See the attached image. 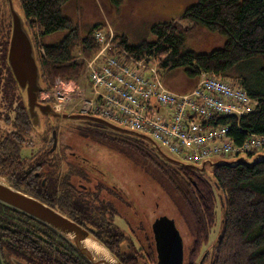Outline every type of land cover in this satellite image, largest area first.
I'll return each instance as SVG.
<instances>
[{
    "label": "trees",
    "instance_id": "16d2710c",
    "mask_svg": "<svg viewBox=\"0 0 264 264\" xmlns=\"http://www.w3.org/2000/svg\"><path fill=\"white\" fill-rule=\"evenodd\" d=\"M66 1L68 0H18L36 48L41 78L46 89L53 87L56 79H79L84 68V58L92 57L100 47L93 32L96 29L103 30L104 24L96 22L82 31L78 23L63 12ZM105 1L108 5L117 7L124 0ZM186 23L190 26H186ZM192 27H203L221 36L222 43L207 51L185 48V36ZM58 31L65 33L57 43L45 41L48 35ZM150 32L152 38L138 43H131L126 35L114 32L117 46L108 52L117 53L123 49L135 58L153 56L158 61L160 75L165 81L171 71L182 68L184 76L192 83L202 71H208L245 89L257 100L254 109L238 119L221 115L213 117L210 122L231 123L229 133L237 143L247 133L264 135V0H197L186 7L178 18L153 23ZM253 61L258 62L254 77L240 71L238 74L232 73ZM13 82L19 91L14 79ZM167 84L174 88L168 82ZM24 109L25 105H20V122H26L27 119ZM73 121L77 124L69 126L68 131L62 130L61 139L76 142L79 154L86 161L84 164L78 158L79 169L84 170L89 166L100 173L98 169L104 167L87 158L91 144L98 145L101 152L105 151L116 158V161L106 165L109 166L106 177L102 172V178L98 174L91 178L93 202L103 203L100 210L107 206H111L107 208L108 211L116 210L121 196L127 214L138 218L142 224H152L161 217L178 222L186 221L193 228L197 245H200L208 239L219 208L220 225L207 264H264V158L253 163L218 162L206 173L167 160L150 142L136 134L120 131L91 119H70L68 123ZM82 124L90 134L88 131L84 133L83 127H80ZM91 131L102 133L92 135ZM94 139L101 142H94ZM113 139L122 140L125 148V174L120 185L110 173L113 165L118 163L117 155L113 153H117L118 148H112ZM259 152L264 153V149L249 152L246 156L252 157ZM92 160L95 161L93 158ZM69 170L67 167L66 171ZM104 170L107 171L106 168ZM67 179L63 176L60 193L52 180L23 192L35 198L42 197L39 200L71 218L67 210L74 204ZM80 179L86 183L84 177ZM91 180L87 182L89 185ZM0 206L4 207L3 215L0 214V224L9 226L16 218L26 217L40 228L44 227L45 239L56 240L65 248L64 258L54 254L48 264H61L60 259L91 264L50 227L11 207L3 204Z\"/></svg>",
    "mask_w": 264,
    "mask_h": 264
},
{
    "label": "flooded vegetation",
    "instance_id": "af4514ba",
    "mask_svg": "<svg viewBox=\"0 0 264 264\" xmlns=\"http://www.w3.org/2000/svg\"><path fill=\"white\" fill-rule=\"evenodd\" d=\"M10 28L8 0H0V178L21 191L32 190V187L43 186L46 181L52 180L59 193L62 189L63 176L64 179L68 178L74 204L67 210L71 219L103 241L122 264H207L211 246L217 235L216 231L211 237L213 228L209 232L208 239L197 245L198 240H195L193 228L186 221L178 222L161 217L152 224H142L138 218L135 219L127 214L121 196L119 198L121 202L114 211L107 210L111 206L100 210L103 203L93 202L91 178L95 176L94 174L100 175L99 178H102L103 174L106 177L107 172L109 173L107 168L109 166L106 165L109 163L106 159L102 161L99 155H95L96 159L92 157L95 153L101 152V149L98 145L91 144L87 158L99 163L100 166L103 164L104 167L99 166L100 173L89 166L84 170L77 167L78 158H81L83 163L86 161L79 154L76 142L61 139L62 130L68 131L69 126L77 124L74 121L68 123L69 118L48 113L41 114L37 108L39 121L35 124L31 122L25 101L14 87L13 76L6 61ZM39 98V102L44 103ZM20 105L23 107L25 105L26 122H20ZM80 127H83L86 134L87 127L84 124ZM98 133L102 131H91L92 135ZM93 141L101 142L99 139ZM111 143H113L112 148H118L117 153L113 152L117 155L118 163L113 165L110 173L123 179L124 142L113 139ZM66 165L69 171H66ZM83 177L86 179L85 184L80 179ZM89 179L90 185L87 183ZM120 183L118 182L119 185ZM2 212L4 207L0 206L1 216ZM0 221H2L1 217ZM11 224L9 226L0 224V253L3 264H48L54 254L64 258L65 248L56 240L45 239L47 237L44 235V227L40 228L26 217L16 218ZM174 231L180 242L179 257L174 256V244L171 236L168 235ZM67 260L70 259L66 261L60 259V262L78 264L77 260ZM79 264L86 263L79 262Z\"/></svg>",
    "mask_w": 264,
    "mask_h": 264
},
{
    "label": "built area",
    "instance_id": "2783aa9c",
    "mask_svg": "<svg viewBox=\"0 0 264 264\" xmlns=\"http://www.w3.org/2000/svg\"><path fill=\"white\" fill-rule=\"evenodd\" d=\"M98 51L84 58L79 82L59 87L57 80L42 97L60 111L80 112L104 118L122 127L146 134L178 159L200 164L210 157L235 156L264 149V135L247 133L237 143L229 133L231 123L212 124L215 116L236 119L257 104L245 89L214 73L202 71L186 91L168 88L151 55L135 58L117 46L114 33L95 30Z\"/></svg>",
    "mask_w": 264,
    "mask_h": 264
},
{
    "label": "water",
    "instance_id": "95a60500",
    "mask_svg": "<svg viewBox=\"0 0 264 264\" xmlns=\"http://www.w3.org/2000/svg\"><path fill=\"white\" fill-rule=\"evenodd\" d=\"M8 6L11 28L8 38L6 61L13 79L24 98L29 118L33 124L39 121L37 108L41 114L48 113L49 115L54 114L62 118L95 120L117 130L133 133L142 137L150 142L156 151L167 160L190 166L206 173H209L210 170L207 169V166L211 168L218 162L238 161L241 163H253L264 158V153L262 152L252 157H247L245 154H238L230 160L211 157L203 160L200 165H195L171 157L161 149L156 141L145 134L118 126L98 116L82 113H60L52 109L49 102L40 103L38 100L39 93L46 90V88L42 82L36 48L18 0H8ZM0 204L18 210L50 227L72 244L91 264H122L101 241L83 226L39 199L9 185L2 178H0ZM168 235L171 236L170 238L174 244V256L179 257L181 248L178 236L175 231L168 233ZM219 236L218 234L217 237L219 238ZM0 264H3L1 253Z\"/></svg>",
    "mask_w": 264,
    "mask_h": 264
},
{
    "label": "rangeland",
    "instance_id": "374dc122",
    "mask_svg": "<svg viewBox=\"0 0 264 264\" xmlns=\"http://www.w3.org/2000/svg\"><path fill=\"white\" fill-rule=\"evenodd\" d=\"M196 1L197 0H147L146 2H144V6L148 7L151 4V8L148 10L146 15L139 12L132 13V11L130 10L131 7L129 2L126 6L125 1L121 3L119 9H117L118 6H111L113 8V10H111L109 9L110 5H107L105 0H85L82 2V5H78V0H68L63 4L62 9L65 15L71 17L74 21L78 22V25L80 26L82 31L87 30L91 25H93L95 22L100 21L102 18H106L109 19V21L118 23V26L121 28L122 31H124L128 39L132 43H138L143 39L152 38L149 25L156 21L171 19V16H169V13H171L170 11H172V14L175 15L174 18L179 17V13L175 10V7H172L173 9L169 8V5L171 6L170 2H174L175 5H187L186 7H188L189 5L194 4ZM130 3L131 6L134 7L135 4H133L132 2ZM127 7L131 14L127 12ZM148 21L152 22L149 25L145 26ZM188 25L190 26L189 23H186V26ZM64 33V31H58L54 34L48 35L45 38V41L47 43H57L62 38ZM222 40L223 39L221 36L209 32L203 27H192L190 32L185 36L184 46L185 48L193 49L196 51H207L211 49V47L220 45L222 43ZM74 52L75 54H78L77 51ZM257 66L258 62L253 61L242 65L240 70H235L232 73L238 74L240 71L242 73L254 77L256 75ZM166 80L171 86L174 87V89L178 90L185 89L193 84L192 81L188 80L184 76L182 68H177L171 71L167 75ZM72 84L73 82H63V84H59V87L69 88L73 86ZM161 149L165 151L162 147ZM108 154L109 153L99 151L98 153H95L92 157L96 159L95 155H99L98 157L102 158V161H105L106 159L108 163L116 161L115 157L107 156ZM233 157L234 156L228 155L226 156V159L230 160ZM207 169H210L209 166H207ZM112 177L115 182L120 183L121 181V184L123 183L122 179L118 178L116 174L113 173ZM125 183L127 184V181H125ZM128 186L132 185L128 184ZM132 189L133 188H130V190ZM220 219L221 211L219 210V208H217L216 223L213 226L214 231L211 237H213L216 231H218Z\"/></svg>",
    "mask_w": 264,
    "mask_h": 264
},
{
    "label": "crops",
    "instance_id": "0c3cea01",
    "mask_svg": "<svg viewBox=\"0 0 264 264\" xmlns=\"http://www.w3.org/2000/svg\"><path fill=\"white\" fill-rule=\"evenodd\" d=\"M83 1H85V0H78V5H82V2ZM125 1V5L127 6V3L129 2V4H130V10L132 11V13L133 12H139V13H143V14H147V12H148V10L151 8V4L148 6V7H146V6H144V2H146L147 0H124ZM123 1V2H124ZM106 2V1H105ZM122 2V3H123ZM130 2H132L133 4H135L134 5V7H132L131 6V3ZM142 2V3H141ZM171 3V6L169 5V8H171V9H173L172 7H175V10L179 13V16L182 14V12L184 11V9H185V7L187 6V5H183V4H174V2H170ZM107 4V3H106ZM108 5V4H107ZM121 5V4H120ZM120 5L118 6V8L117 9H119V7H120ZM146 7V8H145ZM139 8H140V10H139ZM109 9H111V10H113V8L110 6V8ZM126 10H127V12L128 13H130V11H129V9H128V7L126 8ZM171 13H169V16H171V19H176V18H174L175 17V15L174 14H172V11H170ZM131 14V13H130ZM178 18V17H177ZM171 19H167V20H171ZM163 21H165V20H163ZM77 22V21H76ZM98 22H101V23H107V25L108 26H110L112 29H113V31L114 32H118V33H122V34H124V35H126L125 33H124V31H122L121 30V28L118 26V23H115V22H113V21H109V19H106V18H102L100 21H98ZM152 21H148L147 23H146V25L145 26H147V25H149L150 23H151ZM156 22H159V21H156ZM156 22H154V23H156ZM78 23V22H77ZM96 23V22H95ZM153 24V23H152ZM151 24V25H152ZM151 25H149V28H150V26ZM127 36V35H126ZM128 38V37H127ZM129 40V39H128ZM130 41V40H129ZM131 42V41H130ZM132 43V42H131Z\"/></svg>",
    "mask_w": 264,
    "mask_h": 264
}]
</instances>
